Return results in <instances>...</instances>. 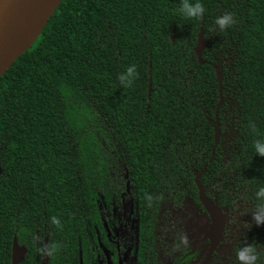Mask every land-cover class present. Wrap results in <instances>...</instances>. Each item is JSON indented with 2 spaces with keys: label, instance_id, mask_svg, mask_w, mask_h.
I'll return each instance as SVG.
<instances>
[{
  "label": "trees",
  "instance_id": "1",
  "mask_svg": "<svg viewBox=\"0 0 264 264\" xmlns=\"http://www.w3.org/2000/svg\"><path fill=\"white\" fill-rule=\"evenodd\" d=\"M185 2L202 13L186 16ZM224 15L232 22L221 28ZM201 29L210 42L199 64ZM258 143L264 0H62L0 78V264H11L14 237L28 250L20 264H35V231L48 233L45 264H78L96 192H118L125 174L139 215L137 264H155L159 202L198 203L204 166L202 184L221 204L264 218Z\"/></svg>",
  "mask_w": 264,
  "mask_h": 264
},
{
  "label": "flooded vegetation",
  "instance_id": "2",
  "mask_svg": "<svg viewBox=\"0 0 264 264\" xmlns=\"http://www.w3.org/2000/svg\"><path fill=\"white\" fill-rule=\"evenodd\" d=\"M220 138L219 133L215 147ZM211 159L213 161V156ZM210 160L209 163L212 162ZM201 176L199 181L203 187L205 199L217 207L224 216L223 232L219 243L209 256L211 243L205 235L209 232L212 220L199 201L198 190V203L185 200L180 205H174L170 200L162 199L158 204L156 214L151 217L153 223L150 226V232L154 238L151 237L149 244H153L156 254L153 252L156 258L155 264H264V226L262 225L264 218L247 213L243 211L244 209H236L235 205L221 204L214 192L208 190L209 185L205 187L202 184ZM123 179L125 182L119 184L118 192H114L112 188L105 193L96 192L95 204L91 212L95 216L98 215V218L91 224L92 230H86V245L76 249L78 264L138 263L136 222L139 215L127 174ZM228 197L229 193H227L226 200H229ZM187 206L200 216H204L208 223L203 228L197 226V229L199 227L201 229H198L200 233L195 235L193 242L182 240L183 243L176 231V220L180 218L179 216ZM47 236L46 232H34L35 246L32 249L35 252L33 257L35 264H45L49 258ZM20 247L26 251L25 258L28 250L24 246ZM172 248L178 251L170 256ZM151 258L150 261L148 260L149 264H151Z\"/></svg>",
  "mask_w": 264,
  "mask_h": 264
},
{
  "label": "water",
  "instance_id": "3",
  "mask_svg": "<svg viewBox=\"0 0 264 264\" xmlns=\"http://www.w3.org/2000/svg\"><path fill=\"white\" fill-rule=\"evenodd\" d=\"M62 0H0V78L11 67V65L25 52H27L37 38L41 35L51 16L56 11ZM203 30L198 35L194 49L199 64H202V52L207 47ZM218 80L219 100L215 111L216 125L214 129V144L219 138V125L217 113L222 106V87L219 69L214 67ZM150 95V86L149 92ZM212 159L210 160V162ZM201 173L195 178V186L198 190L199 201L209 214L212 224L209 232L205 235L210 240V254L221 239L224 225V216L220 210L210 204L204 196L203 187L199 181ZM25 249L18 246L14 237L11 249V264H20L24 258ZM208 257V256H207Z\"/></svg>",
  "mask_w": 264,
  "mask_h": 264
},
{
  "label": "rangeland",
  "instance_id": "4",
  "mask_svg": "<svg viewBox=\"0 0 264 264\" xmlns=\"http://www.w3.org/2000/svg\"><path fill=\"white\" fill-rule=\"evenodd\" d=\"M179 217L180 218L176 220V231L177 234L180 235L179 237L181 238V242H183L182 240H185L186 242H193L195 235H199L200 233V231L198 232V229L200 227L203 228L208 223L204 216H200L199 214L195 213V211L189 206L186 207L185 211ZM262 225L264 226V224ZM197 226L200 227L197 229ZM177 251L178 249L175 250L172 248L170 249L169 255L173 256L175 253H177Z\"/></svg>",
  "mask_w": 264,
  "mask_h": 264
},
{
  "label": "clouds",
  "instance_id": "5",
  "mask_svg": "<svg viewBox=\"0 0 264 264\" xmlns=\"http://www.w3.org/2000/svg\"><path fill=\"white\" fill-rule=\"evenodd\" d=\"M181 11L188 17H193V16H199L200 13H202L203 8L201 7V5L199 3L191 5L188 4L187 2H185L182 6ZM231 21V17L229 15H224L223 17L219 18L217 20V24L223 28L224 26L230 24ZM135 72V67H129L127 69V71L120 75L119 80L121 82V84L127 86L131 83L132 77L134 75ZM257 150L261 153L264 154V145L262 144H257ZM53 223H58L55 218H53Z\"/></svg>",
  "mask_w": 264,
  "mask_h": 264
}]
</instances>
